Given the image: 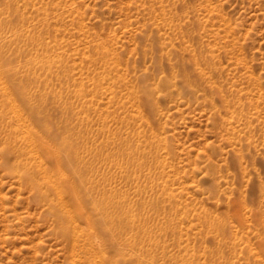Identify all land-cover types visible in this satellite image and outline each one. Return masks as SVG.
Returning a JSON list of instances; mask_svg holds the SVG:
<instances>
[{
	"label": "rangeland",
	"instance_id": "1",
	"mask_svg": "<svg viewBox=\"0 0 264 264\" xmlns=\"http://www.w3.org/2000/svg\"><path fill=\"white\" fill-rule=\"evenodd\" d=\"M0 27L16 102L19 83L41 126L115 154L95 183L148 227L139 264H264V0H0ZM0 111V264H75L49 199L5 164L18 116Z\"/></svg>",
	"mask_w": 264,
	"mask_h": 264
},
{
	"label": "bare ground",
	"instance_id": "2",
	"mask_svg": "<svg viewBox=\"0 0 264 264\" xmlns=\"http://www.w3.org/2000/svg\"><path fill=\"white\" fill-rule=\"evenodd\" d=\"M1 59L2 56L0 62ZM0 84L4 90L0 97L8 99L18 116L5 135L6 144L2 149L5 164L34 185L41 197L49 199L51 212L59 220L60 232L70 239L71 253L82 259L75 264H122L129 260L131 264H139V237L150 231L135 210L124 204L123 192L101 187L99 181H106L108 177L98 178L99 173L95 171L97 164L106 162L115 154H97L93 148L72 142L75 131L69 124L59 133L55 129L59 125L53 121L47 122L44 128L40 125L44 105L33 103L25 85L14 83L24 100L23 107L16 102L8 82L0 81ZM27 109L35 122L25 117ZM2 126L0 121V135ZM10 154L16 156L13 162L7 159ZM44 157L53 165L48 166ZM95 178L99 179L97 185ZM49 188L54 197L48 193ZM211 223L218 228L226 225L222 219H213ZM129 255L136 256V259L129 258Z\"/></svg>",
	"mask_w": 264,
	"mask_h": 264
}]
</instances>
